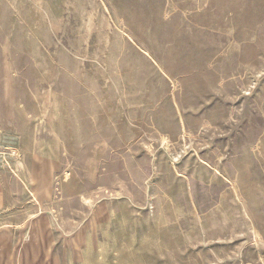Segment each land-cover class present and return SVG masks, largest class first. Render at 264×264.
Wrapping results in <instances>:
<instances>
[{"label":"rangeland","instance_id":"1","mask_svg":"<svg viewBox=\"0 0 264 264\" xmlns=\"http://www.w3.org/2000/svg\"><path fill=\"white\" fill-rule=\"evenodd\" d=\"M11 217L32 264H264V0H0Z\"/></svg>","mask_w":264,"mask_h":264},{"label":"crops","instance_id":"2","mask_svg":"<svg viewBox=\"0 0 264 264\" xmlns=\"http://www.w3.org/2000/svg\"><path fill=\"white\" fill-rule=\"evenodd\" d=\"M7 192H4L6 197ZM5 212L7 209H11L9 206L2 207ZM13 217V216H12ZM12 217L9 222H4L0 218V246L4 247V252L10 254L11 259L9 260L14 264H32L34 262H43L46 258V239L44 237V225L39 221L33 222L26 229V236L20 238L21 236L14 232ZM18 234V236H17ZM16 246L17 253L15 251L9 253L7 247ZM1 260L2 257H1Z\"/></svg>","mask_w":264,"mask_h":264}]
</instances>
